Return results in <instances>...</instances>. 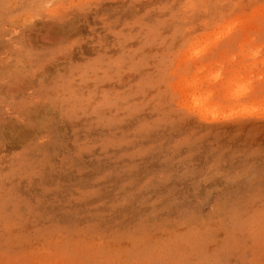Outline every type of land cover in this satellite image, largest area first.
Instances as JSON below:
<instances>
[{"label": "rangeland", "instance_id": "rangeland-1", "mask_svg": "<svg viewBox=\"0 0 264 264\" xmlns=\"http://www.w3.org/2000/svg\"><path fill=\"white\" fill-rule=\"evenodd\" d=\"M0 264H264V0H0Z\"/></svg>", "mask_w": 264, "mask_h": 264}]
</instances>
